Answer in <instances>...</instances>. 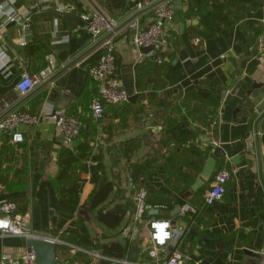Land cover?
Returning a JSON list of instances; mask_svg holds the SVG:
<instances>
[{
	"label": "crops",
	"instance_id": "obj_1",
	"mask_svg": "<svg viewBox=\"0 0 264 264\" xmlns=\"http://www.w3.org/2000/svg\"><path fill=\"white\" fill-rule=\"evenodd\" d=\"M178 1L168 0L176 12L167 22L168 44L161 53L166 63L162 87H157L153 72L138 83L137 66L145 62L149 69L153 55L132 44L129 26L122 28L139 13L147 25L150 11L137 13L131 0H15V9L29 19L35 35L27 44L29 53L23 54L16 48L24 43L22 24L7 26L10 61L0 70V120L11 112H30L40 123L21 129L23 144L4 137L0 167L7 183L0 184V202L21 201L31 234L58 240L63 264L96 259L74 244L80 217L101 243L130 239L137 249L127 257L136 261L155 262L149 252L156 249L161 261L180 250L185 264H264V32L260 36L255 30L264 25V0H217L222 8L219 28L206 35L202 15L215 3L203 2L195 10L196 0ZM97 10L114 19L117 28L94 39L81 16ZM238 10L239 22H224L233 21ZM108 41L115 47L117 77L130 99L108 107L104 119L95 122L88 111L98 87L89 70ZM50 60L53 76L23 96L17 89L21 74L38 73ZM59 112L86 117L84 132L73 145H67L56 124ZM85 143L92 156L67 182L80 185V205L74 206L61 195L58 157L63 148L81 149ZM147 162L151 168L142 188L148 198L166 199L170 207L146 206V217L144 212L139 217L137 209L117 229L100 224L85 207L99 178L115 184L111 207L122 200L135 202L130 165ZM223 168L231 173L227 191L216 204L206 205L204 194ZM185 205L197 213L183 216ZM156 209L160 214L151 215ZM167 227L182 234L168 238ZM26 247L24 238L0 236V258L22 261ZM65 247L70 258L63 255Z\"/></svg>",
	"mask_w": 264,
	"mask_h": 264
},
{
	"label": "built area",
	"instance_id": "obj_2",
	"mask_svg": "<svg viewBox=\"0 0 264 264\" xmlns=\"http://www.w3.org/2000/svg\"><path fill=\"white\" fill-rule=\"evenodd\" d=\"M137 13L141 11H150L151 18L147 25H144L140 18L134 19L129 28L132 33V44L139 49L151 47L153 50L150 55H156V63L163 65L165 59L162 56L164 47L168 44L167 22L175 16V6L164 0H131ZM82 21L87 24V29L94 39H99L112 34L117 28V22L104 12L97 10L90 14L81 16ZM22 24L24 27L29 26V19H24L15 9V0H3L0 3V70L4 69L10 61L5 43V34L7 26L10 24ZM200 42V39H196ZM54 61L50 60L49 64L38 73L23 72L20 81L17 84L18 91L27 96L38 85L49 80L54 74ZM117 57L114 45L108 41L105 45V51L100 57L97 64L89 70V76L97 83V94L92 98L89 106L88 117L95 122H100L106 115L107 108L118 106L126 103L130 99V94L125 90L122 83L117 77ZM83 115H73L66 112H59L56 117V124L62 131L67 145H73L81 136L83 129ZM40 123V118L30 112H11L0 120V148L5 143V136H10L13 144H23L25 142L23 127H35ZM218 146V141H213ZM231 179V173L228 169L223 168L216 173L213 185L204 194L206 205H214L220 201L226 191L227 184ZM147 192L141 190L135 200L138 206L139 217L146 208ZM182 215L189 212L197 213V210L185 205L182 209ZM169 227V224H167ZM166 228V236L173 238L182 234L180 230L173 233ZM170 228V227H169ZM27 224L25 216L18 213V205L7 199L0 202V236H13L24 238L25 240L35 237V235L26 231ZM56 242V241H53ZM57 242H59L57 240ZM56 242V243H57ZM88 254L103 259L109 264H185L187 257L180 251L175 250L166 260H159L158 252L153 249L149 252V257L155 262L136 261L133 259H111L98 253L87 252ZM0 264H38L37 255L32 247H26V253L22 261H14L9 256L0 258Z\"/></svg>",
	"mask_w": 264,
	"mask_h": 264
},
{
	"label": "trees",
	"instance_id": "obj_3",
	"mask_svg": "<svg viewBox=\"0 0 264 264\" xmlns=\"http://www.w3.org/2000/svg\"><path fill=\"white\" fill-rule=\"evenodd\" d=\"M211 1L215 3V7L212 9L211 12H206L205 15H202V25L205 27V35L218 30L219 23L221 21V15H222V8L220 6V2L217 0H196V6L195 10H200V5L204 2ZM222 5V4H221ZM240 10L237 11L236 16L234 17L233 21L229 22L227 20H224L228 25L234 24L236 22H239L242 19V15L239 13ZM255 30L257 31L258 35H263L264 32V25L258 24L255 27ZM156 55H153V57L150 59V62L148 65L150 66L149 69H144V63L142 62L140 65L137 66L136 69V75L138 83L141 82V80L145 77L144 75H148L151 72L156 73L155 77L157 78L154 81V84L157 87H162V70L165 66V63L163 65H158L156 63ZM140 87V86H139ZM86 118V117H85ZM85 118L83 119V122H85ZM93 120V119H92ZM94 121V120H93ZM84 125L82 129V133L84 132ZM81 133V135H82ZM82 146V145H80ZM79 146V147H80ZM138 146H136L137 148ZM92 156V152L90 149V145L85 143L83 144V147L81 149L76 148H63L61 152L59 153L58 157V164L60 168V172L58 175V182L60 183L62 187L61 195L65 199V201L71 205L79 206L80 205V185L75 186H68L67 182L70 180L72 174L75 171L80 170L83 162L89 157ZM129 162H131V158L128 159ZM149 163L147 162L145 165L140 164H131L130 165V171H131V182L134 184V192L139 193L141 190H144L142 188V179L144 176L147 175L148 171L151 167H149ZM7 183L6 178H4L1 167H0V184ZM115 190V184L112 181H109L106 177L103 175L99 178V182L97 184L96 189L89 197L88 202L86 203L85 207L89 209L92 213H96L95 218L96 220L102 224L103 226L107 227L108 229H117L121 224H123L126 216L128 214H134L137 212L138 206L136 201H129V200H122L119 203H116L114 207H111V203H109V199L112 195V193ZM156 195L149 196L148 193L146 197V206L149 208L151 207H160L162 208H169L170 205L166 201V199L155 198ZM15 202L18 205V213L22 216L26 215V209L22 205L21 201L19 200H11ZM149 210H145L143 213V217L148 216ZM87 221L85 217H80L79 219V229H80V236L75 241V245L79 248H82L86 250L87 252L91 253H99L100 255L111 258V259H123L127 258V256L130 254V251L132 250L131 241L130 239L126 240V245H123L119 241H111L107 243H101L99 239H95L91 236L90 231L86 225ZM70 249L69 248H63V255L66 256V258H70ZM83 260L85 261L89 255L84 254ZM91 260L86 262L87 264H93L92 261L94 260L95 264H109L108 261L99 259V258H92ZM82 259V258H81ZM80 259L79 256V262L83 261ZM93 259V260H92ZM87 261V260H86Z\"/></svg>",
	"mask_w": 264,
	"mask_h": 264
},
{
	"label": "water",
	"instance_id": "obj_4",
	"mask_svg": "<svg viewBox=\"0 0 264 264\" xmlns=\"http://www.w3.org/2000/svg\"><path fill=\"white\" fill-rule=\"evenodd\" d=\"M3 0H0V3ZM168 0H165L164 2H166ZM178 4L181 5L182 1H178ZM140 13L137 14L135 17L129 19L128 21H126L124 23V25H122L123 27L129 26V24L136 19L137 17H139ZM19 29L24 31V43L21 44L20 46H16V48L18 50H20L23 54H27L29 53V50L27 48V44L33 39L35 32L34 29L30 26L28 27H24V26H20ZM119 30V29H118ZM116 30V32L118 31ZM130 31H128L129 33ZM112 37V36H111ZM153 49L151 47L149 48H143L141 51L144 55L150 53ZM75 63H73L72 65L69 66L72 67ZM160 214V210H153L151 212V215H159ZM26 224H27V229L26 231L28 233H31V227L29 226V221L26 219ZM26 241V246L32 247L37 255V263L38 264H63L59 259H58V244L56 242L47 240V239H43L40 237H32L29 238ZM123 245H126V241H122L121 242ZM137 249V247H133L132 251L133 253H135V250Z\"/></svg>",
	"mask_w": 264,
	"mask_h": 264
}]
</instances>
